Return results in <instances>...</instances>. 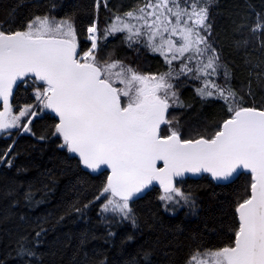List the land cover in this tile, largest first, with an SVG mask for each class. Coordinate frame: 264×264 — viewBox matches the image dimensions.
<instances>
[{
    "label": "snow or ice",
    "instance_id": "obj_1",
    "mask_svg": "<svg viewBox=\"0 0 264 264\" xmlns=\"http://www.w3.org/2000/svg\"><path fill=\"white\" fill-rule=\"evenodd\" d=\"M23 3L17 0L0 20V137L11 140L0 164L14 167L19 155L14 137L27 134L41 151L52 149L61 173L77 174L79 185L98 183L90 198L74 184L76 199L42 216L19 215L15 246L7 253L11 264H57L71 242L57 240L58 246L45 252L49 232L69 218L84 219L93 208L105 232L100 237L81 233L71 264H113L114 228L128 224L136 230L120 239L124 253L136 232L159 222L152 219L155 213L142 221L136 210L150 192H157L166 212L198 207L194 193L183 187L187 174L220 188L232 187L241 177L245 182L220 202V227L230 219L227 230L218 233L221 243L193 235L182 264H264V99L256 103L253 90L255 84L264 95V56L254 61L250 49L257 37L264 49V0L259 11L249 13L255 18L247 27L250 35L234 41L249 65L246 90L234 86V69L219 46L213 19L219 0H134L127 8L92 0L69 11L61 0H35V11L17 26L12 17ZM102 10L108 12L103 28ZM81 13L89 18L78 29ZM237 30L242 33L245 25ZM110 39L137 53L158 54L165 70H140L108 48ZM188 86L202 105L220 102L218 120L183 129L173 113L192 108L181 92ZM25 170L17 167V172ZM55 185L50 169L26 187L15 180L5 184L0 189L3 219L16 215L21 204L31 211L49 202ZM90 239H102L108 247L89 249ZM155 246L140 245L124 264H153ZM166 255L167 264H181Z\"/></svg>",
    "mask_w": 264,
    "mask_h": 264
},
{
    "label": "trees",
    "instance_id": "obj_2",
    "mask_svg": "<svg viewBox=\"0 0 264 264\" xmlns=\"http://www.w3.org/2000/svg\"><path fill=\"white\" fill-rule=\"evenodd\" d=\"M64 5V11H69L77 7L90 6L92 0H61ZM17 0H0V20H5ZM35 0H24L23 6L20 7L12 19L19 22L22 21L30 12L35 11L33 7ZM113 7L127 8L134 3V0H109ZM262 7V0H219L218 7L213 10L214 27L216 34L219 37V46L223 50V57L228 62L235 72L233 84L237 89L246 90L249 80V65L245 64V55L242 50H237L234 46L235 39L240 35H250L247 27L254 22V17L249 15L252 8L259 11ZM108 12L102 10L100 13V26L103 28L104 22L107 19ZM88 15L81 13L77 20L78 29H82L88 20ZM244 24L245 30L241 33L238 31L239 25ZM82 45L86 43L84 35L80 37ZM108 48H115L117 55L125 59L126 62L132 63L140 70L145 72H159L165 70L163 58L158 54H152L147 51L136 52L127 49L118 39L109 40ZM250 49L253 50L254 61L256 57L264 56V49L259 48V39L253 38ZM253 90L257 93L256 103L264 99L259 88L253 84ZM182 97L192 104L190 109H175L174 115L181 121L185 131L190 130L197 124H205L212 119H219L221 116L220 102H211L202 105L199 98L195 96L194 89L191 86L181 88ZM249 102H251V99ZM17 140L15 152L19 153L14 159V167L9 168L4 164H0V189L12 180H15L27 186V183L40 177L46 169L54 172L56 177L55 191L50 194L49 202L42 204L40 207L29 210L22 204L14 209L16 215L10 216L8 219L4 217V203L0 200V259H8L7 256L15 246L14 241L18 232L17 225L20 224L19 215L28 213L36 217L42 216L47 211L53 210L57 205L64 201H72L77 198V193L73 190L72 185L76 184L78 188L84 189L90 198L91 192L95 190L94 185L98 183L92 180L91 184H77V174L73 172L61 173L56 167V162L52 159V149L41 146L35 143V140L30 135H22L14 137ZM11 143L10 139L0 137V153H2ZM35 144V147L33 145ZM17 167L25 168V171L17 172ZM245 177H241L236 181L235 185L230 188H220L215 184H210L207 180H184L183 187L191 190L197 200L198 207L194 211L188 208H178L175 213L166 212L162 207H159V201L156 199L157 192H150L143 200L136 205L137 213L141 220L155 213L152 219L159 218L156 226L149 230L147 227L142 232H136V241L130 242L127 245V251L122 253L119 249L120 239L128 233L135 232L130 225L125 224L114 228L117 232L116 243L117 247L109 249L110 258L113 264H124L129 259V254H135L140 245H153L158 239L159 245L155 246L156 251L153 256V264H167L170 253L171 258L181 262L185 258L189 249L193 246V235L202 236L205 243L219 244L222 237L218 234L219 231H226L230 225V219H224L223 228L220 227V202L232 198L233 188L240 187L244 184ZM158 190V189H157ZM83 202V200H81ZM207 224V227L205 225ZM217 227L218 232L212 233L209 229ZM92 233L97 237L102 236L105 228L98 222L97 210H90L84 219L69 218L64 223L56 225L54 231H50L47 237V243L42 245V250L47 252L49 248L55 245V241H70L71 246L64 250L62 257H56L57 264L63 260V264H71L74 255V246L78 244L81 233ZM105 247L102 239H90L87 247Z\"/></svg>",
    "mask_w": 264,
    "mask_h": 264
},
{
    "label": "water",
    "instance_id": "obj_3",
    "mask_svg": "<svg viewBox=\"0 0 264 264\" xmlns=\"http://www.w3.org/2000/svg\"><path fill=\"white\" fill-rule=\"evenodd\" d=\"M193 180V181H197V180H200L199 178L197 177H193L192 174H187L184 178H183V181L184 180ZM156 188L158 189V185L156 186Z\"/></svg>",
    "mask_w": 264,
    "mask_h": 264
}]
</instances>
